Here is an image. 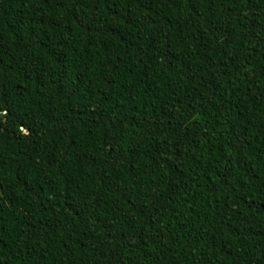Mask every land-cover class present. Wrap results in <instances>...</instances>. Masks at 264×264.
I'll return each mask as SVG.
<instances>
[{"label":"trees","instance_id":"trees-1","mask_svg":"<svg viewBox=\"0 0 264 264\" xmlns=\"http://www.w3.org/2000/svg\"><path fill=\"white\" fill-rule=\"evenodd\" d=\"M0 264H264V0H0Z\"/></svg>","mask_w":264,"mask_h":264}]
</instances>
